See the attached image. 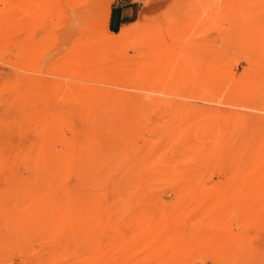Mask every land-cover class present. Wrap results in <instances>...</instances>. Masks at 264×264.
Returning a JSON list of instances; mask_svg holds the SVG:
<instances>
[{
	"label": "rangeland",
	"instance_id": "obj_1",
	"mask_svg": "<svg viewBox=\"0 0 264 264\" xmlns=\"http://www.w3.org/2000/svg\"><path fill=\"white\" fill-rule=\"evenodd\" d=\"M0 264H264V0H0Z\"/></svg>",
	"mask_w": 264,
	"mask_h": 264
},
{
	"label": "crops",
	"instance_id": "obj_2",
	"mask_svg": "<svg viewBox=\"0 0 264 264\" xmlns=\"http://www.w3.org/2000/svg\"><path fill=\"white\" fill-rule=\"evenodd\" d=\"M118 16H120V11L115 8H112L109 12V24H115L116 19H118Z\"/></svg>",
	"mask_w": 264,
	"mask_h": 264
}]
</instances>
